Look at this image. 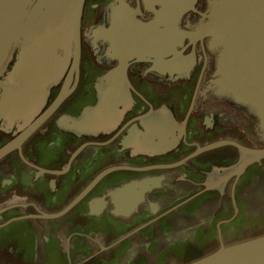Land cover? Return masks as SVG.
<instances>
[{"label": "flooded vegetation", "instance_id": "obj_1", "mask_svg": "<svg viewBox=\"0 0 264 264\" xmlns=\"http://www.w3.org/2000/svg\"><path fill=\"white\" fill-rule=\"evenodd\" d=\"M208 1L184 12L177 25L188 35L162 66L130 63L115 121L85 131L58 119L94 106L98 80L118 63L113 35L97 30L112 28L120 4L144 21L161 9L85 0L78 64L72 56L42 113L68 94L19 140L24 123L0 122V150L10 146L0 156V264H184L264 234V156L252 153L264 149V124L219 90L209 38L189 34Z\"/></svg>", "mask_w": 264, "mask_h": 264}, {"label": "water", "instance_id": "obj_2", "mask_svg": "<svg viewBox=\"0 0 264 264\" xmlns=\"http://www.w3.org/2000/svg\"><path fill=\"white\" fill-rule=\"evenodd\" d=\"M157 1L161 9L150 21L122 4L113 8L112 28L97 32L103 38L113 35V56L118 63L98 80L97 103L86 107L79 117H60V126L88 131L111 125L122 112L113 102L126 98L130 63L152 59L162 66L164 55L188 35L177 24L194 0H146L149 4ZM84 5L85 0H0V122L6 126L24 123L25 132L18 140L30 134L68 94L64 87L42 113L72 56L78 64ZM167 20H172V25L165 23L168 33L157 30ZM189 34L209 38L217 56L219 90L249 106L264 124V0H209ZM16 50V59L8 69ZM174 57L175 66L181 65L178 54ZM9 147L1 149L0 156ZM252 153L256 160L264 156V149ZM184 264H264V234L222 244Z\"/></svg>", "mask_w": 264, "mask_h": 264}]
</instances>
